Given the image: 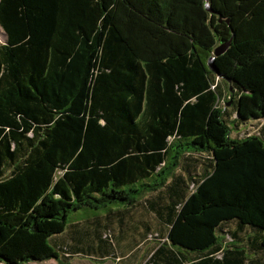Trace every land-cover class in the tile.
<instances>
[{
    "label": "trees",
    "instance_id": "trees-1",
    "mask_svg": "<svg viewBox=\"0 0 264 264\" xmlns=\"http://www.w3.org/2000/svg\"><path fill=\"white\" fill-rule=\"evenodd\" d=\"M0 27V263L69 264L48 238L113 205L141 264H264V125H230L264 122V0H0Z\"/></svg>",
    "mask_w": 264,
    "mask_h": 264
},
{
    "label": "rangeland",
    "instance_id": "rangeland-1",
    "mask_svg": "<svg viewBox=\"0 0 264 264\" xmlns=\"http://www.w3.org/2000/svg\"><path fill=\"white\" fill-rule=\"evenodd\" d=\"M4 42H5V34L0 27V44ZM210 58H211L210 55L205 56V59H206L205 61H207L206 63H208ZM227 99H228V95L226 94L225 99L220 102V105L225 106V107H230V102H226ZM230 111H232L231 118L235 119L236 114L234 113V110L230 108ZM230 125L232 126L231 136L232 137H242L243 132H247V134L255 133L258 128L264 125V122L262 118H257L252 121H248L247 123L243 124V126H240V124H238L236 129H235L234 123H231ZM113 207H118V206L112 205L109 208H113ZM109 208L101 209L98 211H95V210L92 211V209L85 208V209H80L78 211H72L69 213L68 225L66 226V229L62 233L52 235L51 237L48 238L49 244L58 250L61 259L64 258L63 257L64 254L61 251L60 247L63 248L65 247V245H70V244L73 245L74 241L71 237V232L78 227V223H81V225L89 224V221L83 220V218L87 219L88 217L92 215L108 216ZM86 211H89V212H86ZM86 227L88 226L86 225ZM89 227H92V226H89ZM123 235L126 236L127 234H123ZM131 239L132 238L126 239L123 242V245L120 246L119 251L124 252L126 245H128V243H131L130 241H133V239L132 240ZM80 246H81V249H79L78 252L76 251L72 252V255H71L72 258L69 259V264H100L102 263L100 260V256L103 253H108V257H110L112 253H117L116 249H114V247L109 246V245H106L104 252L97 248H92L88 244H85V243L80 244ZM75 253H78V254H75ZM121 260H122V257L119 258V260L117 258H113L111 262L107 260V262L104 264H122ZM0 264H4V263H0ZM21 264H58V262L55 259H46L42 261H28V262H24Z\"/></svg>",
    "mask_w": 264,
    "mask_h": 264
},
{
    "label": "crops",
    "instance_id": "crops-1",
    "mask_svg": "<svg viewBox=\"0 0 264 264\" xmlns=\"http://www.w3.org/2000/svg\"><path fill=\"white\" fill-rule=\"evenodd\" d=\"M86 220L89 221V224H85L82 227L86 228L87 231H95V230H102L105 224H109V225H113L116 221L118 223V221L122 222V230L124 234H127L126 237L128 238H132L133 241H130L131 243H128V245H126V248L124 250V252L118 251L120 246H115L116 247V251L119 252L117 255L122 257V264H141L146 256L148 257V255L152 252V247L153 244L152 242L150 243H144L143 240L141 242H138V228L140 229V227H138V215H134L129 216L128 214L123 215V216H106V215H101V216H96V215H92L90 217H88ZM101 223V224H99ZM86 225L88 227H86ZM92 226V227H89ZM80 227H77L75 229V231L79 232ZM93 234V233H92ZM90 234V242H89V246L92 248H97L99 250H102L104 252V249L106 248L104 245H102V242L100 243L99 241V237H97V235H92ZM131 239V240H132ZM139 243V244H138ZM72 252L76 251L78 252L79 249L81 248L80 245L73 243L68 245ZM78 254V253H75ZM72 255V253H71ZM113 259V257H108V253H103L100 256V260L102 263L100 264H104L107 262V260H109L111 262V260Z\"/></svg>",
    "mask_w": 264,
    "mask_h": 264
},
{
    "label": "water",
    "instance_id": "water-1",
    "mask_svg": "<svg viewBox=\"0 0 264 264\" xmlns=\"http://www.w3.org/2000/svg\"><path fill=\"white\" fill-rule=\"evenodd\" d=\"M225 50L224 46H219L214 49L213 54L214 55H219ZM214 56H211V58L208 61V67L210 68L211 71H213L217 76H219L218 69L215 67L214 62H213Z\"/></svg>",
    "mask_w": 264,
    "mask_h": 264
}]
</instances>
